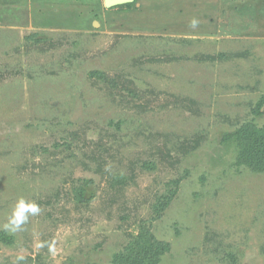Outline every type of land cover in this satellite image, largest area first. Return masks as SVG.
Masks as SVG:
<instances>
[{"label":"rangeland","instance_id":"374dc122","mask_svg":"<svg viewBox=\"0 0 264 264\" xmlns=\"http://www.w3.org/2000/svg\"><path fill=\"white\" fill-rule=\"evenodd\" d=\"M199 22L196 29L190 22ZM264 0H0V264H264ZM21 201L41 214L12 226Z\"/></svg>","mask_w":264,"mask_h":264},{"label":"trees","instance_id":"16d2710c","mask_svg":"<svg viewBox=\"0 0 264 264\" xmlns=\"http://www.w3.org/2000/svg\"><path fill=\"white\" fill-rule=\"evenodd\" d=\"M227 136L236 138L238 142L239 163L253 171L264 170V127L246 122ZM167 249L166 243L146 237L138 242L133 241L124 252L117 254L115 260L126 264H155Z\"/></svg>","mask_w":264,"mask_h":264},{"label":"clouds","instance_id":"9594fccd","mask_svg":"<svg viewBox=\"0 0 264 264\" xmlns=\"http://www.w3.org/2000/svg\"><path fill=\"white\" fill-rule=\"evenodd\" d=\"M198 24V21L192 20L189 27L194 30L198 27ZM41 211L42 210L37 203L21 201L14 215L12 226L22 230L28 223L29 218L40 215Z\"/></svg>","mask_w":264,"mask_h":264},{"label":"water","instance_id":"95a60500","mask_svg":"<svg viewBox=\"0 0 264 264\" xmlns=\"http://www.w3.org/2000/svg\"><path fill=\"white\" fill-rule=\"evenodd\" d=\"M133 0H104L105 5L111 4L110 6H114L115 4H120V3H126V2H132ZM107 6V7H110Z\"/></svg>","mask_w":264,"mask_h":264},{"label":"bare ground","instance_id":"6f19581e","mask_svg":"<svg viewBox=\"0 0 264 264\" xmlns=\"http://www.w3.org/2000/svg\"><path fill=\"white\" fill-rule=\"evenodd\" d=\"M111 4H107V6H110ZM116 5V4H115Z\"/></svg>","mask_w":264,"mask_h":264}]
</instances>
